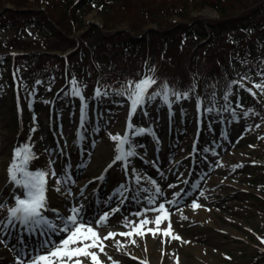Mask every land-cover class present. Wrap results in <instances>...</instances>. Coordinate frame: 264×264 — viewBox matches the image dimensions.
I'll return each instance as SVG.
<instances>
[{
	"label": "rangeland",
	"instance_id": "374dc122",
	"mask_svg": "<svg viewBox=\"0 0 264 264\" xmlns=\"http://www.w3.org/2000/svg\"><path fill=\"white\" fill-rule=\"evenodd\" d=\"M54 2L59 7L63 3L62 0H54ZM99 2L100 0L89 2V8L82 16L85 27L89 28L92 21L103 22L101 12H99ZM208 12L210 13L206 9L199 11L198 14H208ZM212 14L214 15L215 12L212 11ZM170 20H178V17H170ZM148 25L154 26L155 23L150 22ZM81 30H75L73 34L76 35ZM43 33L37 27L27 30L5 28L0 30V41L7 40L12 36H16L18 39L23 37L26 40L44 39L48 47L59 51L64 43L59 44L51 37L44 38ZM191 43L193 42L188 39L181 43L179 38H175L168 44L165 55L170 56L174 65L179 66L187 58L189 47L193 45ZM144 55L145 53L136 52L131 55V58L140 59L137 63L139 64ZM88 56L89 53L81 60L74 62L80 67L75 74L77 85L82 96L89 95L92 90L96 89H100L102 95L98 96L99 101L96 104L89 106L92 114L87 120V131L88 135L91 133L92 136H88L84 150L76 155L71 150V145L74 136L84 130L82 127L81 130L79 127L73 128L80 118V114L79 118H76V110L72 111L70 106L63 107L60 112H57L55 120L52 122L56 130L58 129L57 135L61 140V147L66 152L62 159L53 152L51 139L47 137L46 124L49 123V118L45 116L44 112L37 113V116L41 117L39 124L29 121L27 116L15 118L10 113L12 111L9 99L10 91L7 90L4 98L0 99V204H5V207L0 208V220L6 221L8 208L14 205L10 198H13L14 194L22 193L19 188L9 182L7 167L13 157L11 150L15 148V145L23 146L31 143L36 158L31 161L29 170L56 172V177L49 176L48 178L50 194L56 192L55 180L57 177L62 179L70 177L69 182L61 186V191L65 194L59 201L61 216L69 215L70 209L74 206H82L80 215L83 222L91 224L95 228V221L99 216L104 212H110L112 208L119 207L120 211L110 215L107 224L97 229L101 237L108 232L129 231L130 229L123 226L124 218L137 221L138 218L132 215L133 213L153 207L148 205L144 199L151 193L140 191L139 198L133 199L140 189L152 188L148 178L155 179L164 193L163 196L158 197L157 205L175 199L173 194L183 189L178 204L175 206L166 204L171 213L172 233L181 239L173 240L170 237L158 236L149 245L147 239L152 238L150 233L143 238L135 237V244L131 243L129 237L116 236L115 240L122 241L125 247L117 249L114 240H107L104 241L107 245L105 248L107 255L99 253L98 249H92L99 253L102 264H141V261L150 264L153 260H159L161 264H177V261L178 264H255L254 261L261 256L259 249L261 250L264 245L262 242L264 240V93L254 88L253 85L264 80V76L259 75V73H264V66L257 70L250 69L240 76L244 87L235 89L236 104H228L230 110L225 111L226 104L219 101L215 106H212L214 111L204 112V148L202 147L199 152L196 151L194 160L191 161L188 155L190 142L195 134L196 115L194 109L197 106L196 96L198 95L194 91L195 87L188 91V99L180 100L172 105L171 109L167 105L158 103L161 97H157L154 104L145 100L140 116L145 124H140L136 122L140 107L130 117V101L124 103L118 99V94L126 88L128 79L122 81L117 77L109 78L113 62L116 61L114 57L109 58L103 54L94 53L93 56L96 57L94 59H97V64L100 67L94 72L85 68ZM248 59L264 60V50L255 51ZM124 62L128 63L129 61L125 60L122 63ZM38 63L44 65L43 67H54L51 60H41ZM129 63L134 64L133 61ZM148 65L149 71L151 64L148 62ZM120 72L124 73L123 70ZM135 75L128 77L129 81L131 79H134L133 82L139 81L136 80L137 75ZM61 82L59 74L51 76L48 83L53 89ZM247 89H252L256 95L253 96ZM50 93L51 91L48 95ZM121 94L127 98L125 90ZM241 95H244L245 98L241 104H238L237 101ZM37 101L41 104L47 103L46 99L38 98ZM252 101H258V104L253 107ZM259 101L262 104H259ZM159 105L162 107L160 110L162 113L166 110L170 111V114L174 113L178 122L175 132H172L174 142L171 148L165 141L167 135L164 133V128L166 125L161 124L164 115L158 114ZM260 106L262 110H259ZM233 111L235 115H233ZM245 113L248 114L245 115ZM71 116H74L72 121L70 120ZM129 120L133 129L150 130L145 133L146 141L147 137L150 141L145 144L137 143L129 133L131 144L134 150L138 151L135 156L129 158L130 178L127 179L119 172L120 169H123L122 162L114 164L112 169L108 167L115 155V142L110 139L109 134L123 135ZM21 121L26 130L23 127L20 128ZM93 141H95V147L92 146ZM154 146L166 153L163 160L156 161L152 157ZM206 148L209 151L205 152ZM213 152L216 154L213 155ZM65 159L67 161L63 163ZM192 162H194L193 166ZM64 164L67 167V173L61 171ZM238 165L239 167H236ZM133 169H135V173L132 172ZM69 170L75 171L70 172ZM101 176L103 179H98ZM135 176L141 177L139 184L135 183ZM170 184L175 187L169 188ZM121 185H124V188L120 190L123 195H114ZM193 185L198 186L194 188ZM185 193L189 194L185 195ZM110 196L111 200L108 199ZM49 201L50 207L57 205L54 204L57 202L55 198L51 197ZM193 201L200 204L201 207L193 210L190 206ZM156 215L155 212L147 213L149 220L154 219ZM183 217H187V219ZM167 226L168 221H164L160 225L161 229H165ZM146 227L155 226L149 224ZM7 233H10L9 230L3 234L0 233V240L4 241L3 235H7ZM54 238L52 236V239ZM40 245L39 252H35L33 255L28 253L25 257L20 258L24 264H27L33 256L42 254L46 250L41 249ZM2 248L9 249L10 246L5 241L0 243V264H20V262L10 263L11 261H7L9 259H6V253L1 252ZM8 252L14 255L12 249ZM79 259L82 260V264H90V259L87 257Z\"/></svg>",
	"mask_w": 264,
	"mask_h": 264
},
{
	"label": "trees",
	"instance_id": "16d2710c",
	"mask_svg": "<svg viewBox=\"0 0 264 264\" xmlns=\"http://www.w3.org/2000/svg\"><path fill=\"white\" fill-rule=\"evenodd\" d=\"M90 1L62 0L59 7L54 0H0V28L38 26L44 32V38L51 37L59 44L64 43L63 49L74 47L64 59L50 53L45 41L32 45L16 39L10 41L22 49L14 55L15 60L25 66L33 63L36 67L29 70L32 79L48 74L47 67L39 61L51 60L54 65L59 62L58 70L63 62L68 60L66 64L71 65L72 59L77 61L85 56V47L92 52L89 53L88 69L96 71V66L91 63L94 53L114 57L116 61L109 78L125 80L138 73L140 59L131 58V55L142 52L145 53L144 68L149 62L151 77L156 80L148 90L149 95L160 90L165 82L170 89L183 92L197 79L201 82L203 98L208 99L216 92L227 91L236 72L261 64L248 57L255 51L264 50V0H100L103 29L91 25L75 35L73 32L84 26L82 15ZM7 2L10 6H5ZM204 7L214 9L217 17L192 15V11ZM173 16L179 19L170 20ZM150 22L155 26L146 27ZM187 36L193 45L189 47L187 58L175 66L171 57L168 59L165 55V50L173 39L181 40ZM8 54L9 46H0V57L7 58ZM125 60L134 64L122 63ZM66 91L62 95H66ZM254 263L264 264V253Z\"/></svg>",
	"mask_w": 264,
	"mask_h": 264
},
{
	"label": "snow or ice",
	"instance_id": "6c2138e0",
	"mask_svg": "<svg viewBox=\"0 0 264 264\" xmlns=\"http://www.w3.org/2000/svg\"><path fill=\"white\" fill-rule=\"evenodd\" d=\"M259 75L264 76V73H259ZM37 83L40 82L37 81ZM155 83L156 80L151 76H145L139 81H129L127 83L125 92L127 93V99L130 101V117L131 115L135 114L137 109L145 103L146 96L148 100H155L157 97H161L163 104L167 105L169 109H171L173 103H178L180 100L188 99L189 97L188 92L181 93L170 89L167 82H165L160 90L154 91L149 95L148 90ZM232 83L238 84L239 82L233 81ZM71 85V95L80 97L81 100H83V96L81 94L79 86L77 85V82L75 80H72ZM239 86L241 88L244 87L243 84H240ZM253 87L259 89L261 93H264V80H262L260 83H255ZM247 91H249L253 96L256 95V93L253 92L252 89H247ZM95 95H102L100 89H96ZM230 95L231 92L229 91L224 95L223 99L227 102ZM170 96L175 98L174 101L170 100ZM201 106L202 102L198 97L197 109L199 110ZM86 109L87 105L83 104L81 107L80 116L82 128L85 120L87 119ZM214 110V107H207L204 109L205 112L209 113ZM224 110H230V107L227 103ZM247 114L248 113H245V115ZM233 115H235L234 111ZM33 131H35V129H33ZM149 131L150 130H146L143 128L133 129L131 122H129L123 135L109 134L110 139L115 142V155L113 157L112 163H110L108 167L111 168L117 162H123V167L127 171L129 158L136 155L134 147L132 146L130 141L129 133L139 136ZM78 136L80 137V139H83L82 133H78ZM92 146L95 147V141L92 142ZM204 151L207 152L209 150L206 148L204 149ZM215 154L216 153L213 152V155ZM35 158V154L33 153L30 144L17 146L14 149L12 161L7 167V174L9 182L19 188L22 192V195H13L14 206L8 208V216L6 218V221L0 220V233L7 232L9 230V226L15 227L16 222H18L26 232H29L33 235L39 234V236L43 238L40 248L46 250L43 251L42 254L33 256L31 260L27 262V264H82V260L79 259L80 257L89 258L90 264H102L99 259V253L107 255V253L105 252V248L107 247V245H105L104 241L114 240L117 249L125 247L122 241L115 240L116 236L129 237L131 238L132 244L136 243L135 237L143 238L146 234L149 233L153 238L162 236L165 238L170 237L173 240L181 239L179 236L173 235L172 233V224L170 218L171 213L168 207H166V204H170L173 206L178 204L183 189H181L180 192H176L173 194L175 199L161 202L157 205L158 197L163 196L164 193L162 192L155 179L148 178V181L152 185V188L140 189L139 191H137L133 199L139 198L140 191L151 193L150 196H146L144 197V199L146 200L148 205H152L153 207H147L144 208L142 212L133 213L132 215L138 218L137 221H130L127 219V217H125V223L123 226L130 229L129 231L119 233L108 232L105 236L101 237L97 229L101 226L106 225L110 215H114L115 213L120 211L119 207L112 208L110 212H104L101 216H99V218L95 221V228L91 224H86L83 222V218L80 215L82 206H74L70 209L69 215L61 216L57 209L50 208L48 206V178L49 176L56 177V172L44 170H29V165ZM236 167H239V165ZM132 172L135 173V169H133ZM98 179L102 180L103 176L99 177ZM69 180L70 177L68 179L57 177L55 180V184L57 185L55 191L60 192L61 186L67 184ZM134 180L135 183L139 184L141 177L135 176ZM197 186L198 185H193L194 188ZM168 187L172 188L175 187V185L170 184L168 185ZM123 188L124 185H121L120 188L117 189L116 193H114V195H123V193L120 191ZM68 191L70 192V189H68ZM188 194L189 193H185V195ZM201 195H203V193H201ZM108 199L111 200L112 197L110 196ZM121 203H123V201H121ZM190 206L193 210L201 207V205L195 201H193ZM3 207H5V204H0V208ZM45 212L54 213L55 219H50L45 215ZM149 212L157 213L154 219L149 220L147 216V213ZM183 218L187 219V217ZM164 221H168V226L165 229H161L160 225ZM149 224H152L155 227H146ZM61 233H63L64 236L59 242H56L52 239V235H60ZM262 242H264V240H262ZM0 243H4V241L0 240ZM92 249H98L99 253L96 251H92ZM133 258L135 259V257ZM109 259H111V257H109ZM20 264H24V262L20 261ZM141 264H145V262L141 261Z\"/></svg>",
	"mask_w": 264,
	"mask_h": 264
},
{
	"label": "bare ground",
	"instance_id": "6f19581e",
	"mask_svg": "<svg viewBox=\"0 0 264 264\" xmlns=\"http://www.w3.org/2000/svg\"><path fill=\"white\" fill-rule=\"evenodd\" d=\"M63 195H65V194H63L62 191H60V192H54L53 194H51V197L52 198H55L57 200V202L59 203V200L61 198L63 199ZM54 207H57V206L54 205ZM60 211H61V208H60ZM147 240H148V243L150 245L153 242V240H155V239L152 237V238L147 239ZM1 252L6 253L7 258H10L11 257L10 254L7 253V250L5 248L4 249L2 248ZM152 264H161V262L159 260H153Z\"/></svg>",
	"mask_w": 264,
	"mask_h": 264
}]
</instances>
